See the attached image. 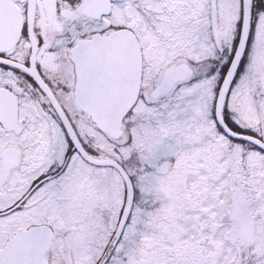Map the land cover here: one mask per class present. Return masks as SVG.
I'll list each match as a JSON object with an SVG mask.
<instances>
[{
  "label": "snow or ice",
  "instance_id": "1",
  "mask_svg": "<svg viewBox=\"0 0 264 264\" xmlns=\"http://www.w3.org/2000/svg\"><path fill=\"white\" fill-rule=\"evenodd\" d=\"M0 264H264V0H0Z\"/></svg>",
  "mask_w": 264,
  "mask_h": 264
}]
</instances>
